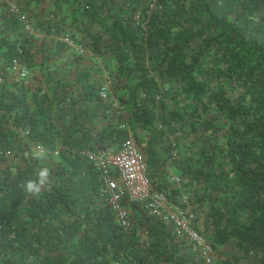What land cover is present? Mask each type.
<instances>
[{"label": "trees", "instance_id": "obj_1", "mask_svg": "<svg viewBox=\"0 0 264 264\" xmlns=\"http://www.w3.org/2000/svg\"><path fill=\"white\" fill-rule=\"evenodd\" d=\"M14 1L46 31L36 12L45 0ZM56 2L100 27L89 55L109 71L127 125L118 126L110 111L94 137L56 128L47 109L66 85L44 67L42 88L16 80L12 68L31 69L37 54L0 0V264H202L159 218L133 204L131 226L122 230L99 200L81 151L119 147L128 132L145 153L154 189L174 202L189 194L199 206L194 226L214 249L237 245L236 255L215 264H264V0ZM40 60L43 66L49 57ZM87 80L83 72L85 97L101 100ZM23 134L58 149L38 196L23 188L42 168ZM179 135L192 138L186 145L169 141ZM167 164L179 171V186L164 176Z\"/></svg>", "mask_w": 264, "mask_h": 264}, {"label": "built area", "instance_id": "obj_2", "mask_svg": "<svg viewBox=\"0 0 264 264\" xmlns=\"http://www.w3.org/2000/svg\"><path fill=\"white\" fill-rule=\"evenodd\" d=\"M6 9L18 22L25 37L30 39L40 37L41 29L28 18L16 1L6 0ZM61 40L71 45L79 55L85 53L84 45L68 34L62 35ZM12 71L16 73V80L25 81L24 77L27 74L25 68L18 69L14 66ZM96 92L99 98L106 101L116 112L119 114L122 112L123 108L113 94L110 77L106 76L103 79ZM120 127L124 128L125 125ZM81 153L89 159L97 177L99 200L110 209L120 229L130 228L133 213L129 206L136 204L139 209L168 224L176 237L185 240L191 250L200 256L202 264H215L214 248L194 226L192 210L181 202L170 200L165 192L154 189L148 174L145 153L130 132L119 147H99L94 150H82ZM52 154L57 157L58 149ZM172 179L174 184L180 183L178 177L173 176ZM140 234L141 239L147 244V231L142 229Z\"/></svg>", "mask_w": 264, "mask_h": 264}, {"label": "crops", "instance_id": "obj_3", "mask_svg": "<svg viewBox=\"0 0 264 264\" xmlns=\"http://www.w3.org/2000/svg\"><path fill=\"white\" fill-rule=\"evenodd\" d=\"M36 12H40V15L37 19L38 21L40 20V22H42V24L46 27L44 42L39 43L38 45V40H36L33 43V50L36 51L37 57L36 64L31 68H35L34 70L36 73L34 74L39 75L38 77H41L43 67L45 69H50L52 66L50 62L52 60L58 59L59 63L61 62L62 58L59 57L58 54L60 52V48L65 47L60 42L61 32L67 31L66 29H72L74 38L76 37L78 41H80L82 44H85L84 46L89 48L88 43H90V36L97 34V32L100 30V27H98L97 24L89 20H85L78 15H74L70 8L65 7L60 2H56V0H45L40 6H38ZM64 52L67 54L66 60L68 58L71 60L70 53L66 51H63L62 53ZM85 53H90V51H86ZM45 55L49 57V60L46 64L41 66L39 61H41V56L45 57ZM70 60L63 64L66 73H61V66L57 68L55 72L50 70L53 80L66 85L65 91L59 90L54 95V97H56L57 103L54 101V103L47 109V114L51 117L50 121L54 123L56 128H58L60 131H69L70 133H75L79 130H82L81 132H86L87 134H91L94 137L96 133L104 130L110 111L113 112L114 117L119 116L118 126H124V124L127 125L124 120V110H122V112L119 114L112 107H110L106 101L96 99L95 97H85V93L89 91V86L85 85L82 87L81 84H79V80L82 78L84 70L72 68L74 64L71 63ZM107 61L111 63L110 67L113 68L115 61L113 59H108ZM101 62V59L96 56L92 57L91 61L87 62L86 64H88L90 67L93 65L94 67L98 68ZM89 66L87 67L88 71L90 70ZM87 78V84L92 83V78H89L88 76ZM38 85L40 88H42L41 85H43V83L41 78H39ZM113 94L116 97L114 92ZM48 97H50V95H48ZM157 126L158 131L156 133H159L161 126ZM177 138L178 137L176 136H171L170 140H168L173 142L176 140V143H180V140ZM191 138L192 137L189 136L183 139L184 145H186ZM164 140H166V138H164ZM143 144L145 145V143ZM155 151L160 157L164 155L157 144ZM176 175L178 178L180 177L179 171L170 164H167L164 170V176L167 177L171 184L179 186L181 183V177L180 183L174 184L172 181V177ZM161 179L162 178H159V181Z\"/></svg>", "mask_w": 264, "mask_h": 264}, {"label": "rangeland", "instance_id": "obj_4", "mask_svg": "<svg viewBox=\"0 0 264 264\" xmlns=\"http://www.w3.org/2000/svg\"><path fill=\"white\" fill-rule=\"evenodd\" d=\"M120 1H124V2H127V3H131L132 0H120ZM135 7H139L140 5L135 2L134 5ZM30 18V17H28ZM31 20V19H30ZM33 23L34 21L31 20ZM35 24V23H34ZM38 27V26H37ZM39 28V27H38ZM67 31H63L64 33L62 34L63 36L68 34L71 38H73L74 40H77L78 39L75 37L74 38V33L72 31V29H66ZM46 32H43L41 30V33H40V37L38 38H34L32 40L36 41L38 40V45L39 43H43L45 38H44V35H45ZM60 35V36H62ZM61 42L63 43V45L65 46L64 48H60V52L58 54L59 57L62 58L61 62L59 63V60L58 59H55V60H52L50 62V64L52 65L50 67V70L51 71H56L57 68H59L60 66V71L61 73H66L65 72V68H64V65L66 63V61L70 60L69 58L66 60V55L65 52L62 53L63 51H66L68 53H70V57H71V60L70 62L74 64V66L72 68H75V69H83L84 73L87 74V76L90 78H92L93 82L96 83V85L98 86L102 81L103 79L108 76L109 77V71L104 68V65H103V62L100 63V66L98 68L94 67L92 64V66L90 67L88 64H86L87 62H90L91 59H92V56L89 55V53H84L82 54L83 56H80L75 50L74 48L71 46V45H68L66 44L63 40H61ZM80 42V41H79ZM85 45V44H83ZM198 45V44H197ZM85 47V52L87 51H90V48ZM87 61V62H86ZM86 65V66H84ZM89 66L90 70L88 71L87 70V67ZM34 67V66H32ZM81 67V68H80ZM35 68H31V69H26L27 70V74L26 76L24 77L25 81H24V85L25 86H29V87H32V89L34 87H37L38 86V83H39V78L38 77L39 75H35L34 73ZM208 82V84L212 85V86H215V81L213 80H206ZM14 82V81H13ZM19 83V82H18ZM11 84V82H10ZM20 84V83H19ZM224 86L227 90H231V87L230 85L226 82L224 83ZM111 107V106H110ZM24 136H22V140L24 143H26V145L29 146V149H31V152L34 156V158L38 161V163L41 165V167H50V166H53L55 164V161L57 160L56 156H54L52 153L53 151L50 150L49 148L43 146L42 144H40L39 142H33V141H29L25 134H23ZM180 141V145L183 144V136H178V138ZM59 146V145H58ZM56 146V147H58ZM52 151V152H51ZM42 155V158H38V156H41ZM177 177V175L175 176ZM179 182H180V177H179ZM181 195V199L179 202L183 203L184 205H187L193 212V215H194V218L196 217L197 215V210L199 209L196 204L193 205L192 204V201L190 200L189 198V194L183 192ZM195 220V219H194ZM205 239H207L208 241H210V238L205 236V234H203ZM191 249V248H190ZM192 251V250H190ZM194 252V251H192ZM214 262H217V261H222V260H226L234 255H236L238 253V247L237 245L234 243V242H231L229 244H226L222 247H218L216 249H214ZM244 264H252V260H248L246 261Z\"/></svg>", "mask_w": 264, "mask_h": 264}, {"label": "clouds", "instance_id": "obj_5", "mask_svg": "<svg viewBox=\"0 0 264 264\" xmlns=\"http://www.w3.org/2000/svg\"><path fill=\"white\" fill-rule=\"evenodd\" d=\"M38 158H42V155L38 156ZM49 177H50L49 169L46 167H42L38 171L35 179L27 180L24 183L23 186L24 191L33 196H38L41 193L42 189L48 185Z\"/></svg>", "mask_w": 264, "mask_h": 264}]
</instances>
